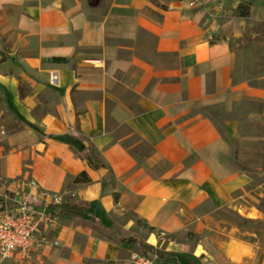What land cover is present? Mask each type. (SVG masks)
<instances>
[{
    "label": "crops",
    "instance_id": "0c3cea01",
    "mask_svg": "<svg viewBox=\"0 0 264 264\" xmlns=\"http://www.w3.org/2000/svg\"><path fill=\"white\" fill-rule=\"evenodd\" d=\"M243 1L0 0V212L47 215L0 264H264V185L226 137L264 142V84L239 71L264 0ZM78 201L94 221L55 210Z\"/></svg>",
    "mask_w": 264,
    "mask_h": 264
},
{
    "label": "rangeland",
    "instance_id": "374dc122",
    "mask_svg": "<svg viewBox=\"0 0 264 264\" xmlns=\"http://www.w3.org/2000/svg\"><path fill=\"white\" fill-rule=\"evenodd\" d=\"M258 33L250 47L241 53L239 71L244 78L250 79L252 83L264 84V80L256 81L257 77L264 75V21L254 27ZM249 45V44H248ZM259 105L256 102L248 101V107ZM209 113L217 126L222 129L223 121L232 115L226 114L221 106H214ZM232 114V113H231ZM242 116L239 114V117ZM247 117V116H245ZM241 135L251 136L258 133L257 124L245 118ZM233 149L235 164L251 175L252 185H264V142L250 138H233L226 134Z\"/></svg>",
    "mask_w": 264,
    "mask_h": 264
},
{
    "label": "built area",
    "instance_id": "2783aa9c",
    "mask_svg": "<svg viewBox=\"0 0 264 264\" xmlns=\"http://www.w3.org/2000/svg\"><path fill=\"white\" fill-rule=\"evenodd\" d=\"M189 1L191 6L199 4V0ZM6 183V180L0 178V188L5 190L8 186ZM52 198L59 202V198ZM6 202L0 212V258L8 259L14 254L27 257L38 243L36 234L39 224L43 219H47V215L35 211L29 197L8 198ZM132 261L133 264H165L156 255L141 251L132 254Z\"/></svg>",
    "mask_w": 264,
    "mask_h": 264
},
{
    "label": "trees",
    "instance_id": "16d2710c",
    "mask_svg": "<svg viewBox=\"0 0 264 264\" xmlns=\"http://www.w3.org/2000/svg\"><path fill=\"white\" fill-rule=\"evenodd\" d=\"M250 10H251V0H244L240 5H238V8L235 12L236 16L240 17H249L250 16ZM57 61H62L64 58H55ZM58 139H65V137H58ZM74 148L77 150L78 153H81L82 156H85L86 153H92V150H88L84 144H79L74 146ZM87 151V152H86ZM55 210L60 212L63 215H71V216H80L84 219H87L89 221H94V217L87 212V203L83 201L72 202V203H65V204H57L55 206ZM138 240L134 237L130 238V242H134V244H137ZM145 250H148L145 248Z\"/></svg>",
    "mask_w": 264,
    "mask_h": 264
}]
</instances>
